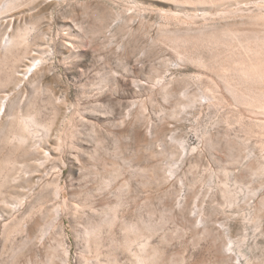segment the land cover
Listing matches in <instances>:
<instances>
[{"label":"rangeland","instance_id":"rangeland-1","mask_svg":"<svg viewBox=\"0 0 264 264\" xmlns=\"http://www.w3.org/2000/svg\"><path fill=\"white\" fill-rule=\"evenodd\" d=\"M263 5L0 0V264H264V82L217 69ZM16 105L48 125L33 147L5 143Z\"/></svg>","mask_w":264,"mask_h":264},{"label":"bare ground","instance_id":"bare-ground-1","mask_svg":"<svg viewBox=\"0 0 264 264\" xmlns=\"http://www.w3.org/2000/svg\"><path fill=\"white\" fill-rule=\"evenodd\" d=\"M171 1H174V2H177V3H181V4H204V3H213L216 0H171ZM246 16L248 18V21L249 20L251 21V22H249V24L252 23V22L255 23L256 25L257 24L264 23V5L263 6H257L255 9H253L251 11H248V13H247ZM259 21L261 23H259ZM256 22H258V23H256ZM165 29H162L163 31L161 30L162 31L161 32L162 33V37L164 36L165 39L167 38L169 40H174L175 42L178 41L179 43L177 42L178 44L175 46L178 49L181 48V47L183 48V46L184 45L185 46L188 45V43H190V44L195 43V41H192L189 37H188L189 39L186 38V36H184L185 38H182L183 36L182 37H177L178 34H176V36L173 35L174 37H172V35L168 34L169 33L168 30L165 31ZM27 36H28V31L27 30H22V31H19L16 35L11 36V37H8L7 40L5 41L4 45H3V49L6 52V53L5 52L4 53L5 54L8 53V54L12 55L11 53H12V50L13 49H16V51L18 52V50L20 49L21 46H24V44L26 45L25 42H27L26 41L27 40ZM261 39H263V40H261ZM191 41H192V43H191ZM174 44H176V43L173 42V45ZM211 44H212V46L215 45L214 42L210 41V43H208V45H211ZM220 45L223 48L221 53H227L228 54L227 56H230L231 58L233 57V59H234L232 66H230V67L219 66L217 68L218 71H220V76L219 77L223 80L222 82H224V84L226 85V87L229 88L230 92H237V91H241V90H248V92H249V90H251V91L254 90L255 91L257 88H258L257 90H259V88L261 87V85L258 86L259 81H261V82L263 81L264 82V38L262 36L260 37V36H256L255 35V36H251V37L244 38L242 40L241 37L239 36L238 32H234L232 30H227V31H225L223 33V37H221V43H220ZM187 47H189V46H187ZM187 47H185V49ZM182 48L180 50H182ZM185 49H184V51H182L183 54L185 53ZM179 51H177L178 54H181L182 52H179ZM189 55H190V53H189ZM13 57H15V55ZM13 61H14V59H13ZM255 85L258 86V87L255 88L254 87ZM263 88L264 87L262 85L261 90H260L261 92L264 90ZM261 92L258 91V94H260ZM255 94H257V93H255ZM261 94L263 95L262 98H264L263 92ZM257 96L255 95L254 97L256 99H258L260 96H258V98H257ZM206 98H208V96ZM8 99H9V97L7 98V100L5 102H1L0 103V116L2 115V118H3V116L4 117L9 116V113H6V110H7L6 107L8 105L7 104ZM259 99H261V98H259ZM11 102L12 101H10V103ZM19 106L17 107V105H16V110L14 111V113L12 112V115H13V119L12 120H13V122L12 121L11 122L13 124H11V129H10V131L8 130L9 132H8V134L4 138L5 141H6L5 143H7L8 146L10 144L12 146H15L17 149H20V148L24 147L25 145L27 146L29 144L32 146L33 145V142L31 143V141H32V139H33V137L35 135V132H38V128H45V129H47V126H48V125L46 126L44 124H41V123H39L37 121V119H36V113L33 112V110H30V108H29V110L26 109V111L24 112V111H22V108H21L23 106H20V107ZM11 108L14 109V107H11ZM64 165H65V163H64ZM25 171L27 172V170H25ZM5 177H7V176H5ZM13 178H14V176H13ZM56 183H57V181H56ZM33 188H35V187H33ZM58 189L59 188H57V190ZM55 192H56V194L58 193V195H59V192H57L56 190H55ZM75 205H74V207H76V208H77V206H79V205H77V206H75ZM78 208L75 209V210H78ZM115 214L116 213H114V215ZM107 215H108V213H107ZM107 215H106V218L104 217L105 220H103V221H106V219H108L107 217H110L109 216L110 214L108 216ZM114 215H112V216H114ZM111 218L112 217L109 218V221L111 220ZM112 219H115V216ZM113 221H112V223H113ZM107 225H110V223H107ZM100 227L101 226L93 227V225L92 226H89V228L87 227L86 228V230L88 229V232H86L87 236L88 237L90 236L91 238L92 237H95V240H97L99 238L97 236V233L99 234L98 228L101 229ZM128 227H130V226H128ZM128 227L126 226V229H128ZM131 228H132V225H131ZM131 228H129V229H131ZM132 230L135 231V229H132ZM125 232L127 233L126 230L124 231V233ZM130 233H133V232H130ZM96 236L98 237L97 239H96ZM129 242L131 243V241H129ZM129 246H130V244H129ZM144 246L145 245H143V247ZM143 247L141 246L142 249H143ZM96 252H98V250ZM141 252H140V255L141 256H139L138 258L136 256L137 261H138L137 262L138 264L144 263L145 262V258L147 257L144 254L142 255ZM108 262H110V261H108ZM99 264H101V263H99Z\"/></svg>","mask_w":264,"mask_h":264}]
</instances>
